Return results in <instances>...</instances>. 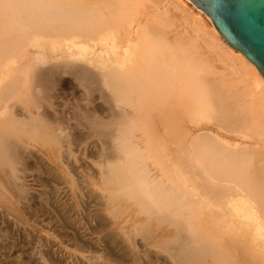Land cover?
<instances>
[{
	"label": "bare ground",
	"instance_id": "6f19581e",
	"mask_svg": "<svg viewBox=\"0 0 264 264\" xmlns=\"http://www.w3.org/2000/svg\"><path fill=\"white\" fill-rule=\"evenodd\" d=\"M89 138L94 205L161 264H264V80L189 1L0 0V173Z\"/></svg>",
	"mask_w": 264,
	"mask_h": 264
},
{
	"label": "rangeland",
	"instance_id": "374dc122",
	"mask_svg": "<svg viewBox=\"0 0 264 264\" xmlns=\"http://www.w3.org/2000/svg\"><path fill=\"white\" fill-rule=\"evenodd\" d=\"M66 90L65 99H61L60 107L64 115L73 109L78 99L84 98L83 93L78 89L71 90L66 87ZM96 139L89 138L84 140L85 142L77 147L75 144H73L74 147L68 144L70 145L69 147H73V150L71 149L72 147L70 150L66 149L67 142L65 140L64 143L66 142V144L65 146L63 144V146L67 155L64 150L63 154L66 157L68 156V159L64 158V155L62 157L59 153L51 152L46 154L44 152H35V150L30 151L32 153L30 156V153H25L27 156L23 154L25 157L20 155L24 160L20 157L18 158L19 160L16 162L18 169L17 167L13 169L5 168L4 172L0 173V264H86L81 260H66L62 253L63 250L86 254V256L91 257V264H149L151 259L153 264L155 262H157L156 264L162 263L165 255L160 250L154 247H143L142 249L140 237L132 234V222L118 218L119 220H113V224L110 222L112 220L110 214L101 205V207H97L100 204V201L98 202L100 194L96 169H98L97 163L101 162L103 158L101 157L102 154L100 156V153H98L99 148H97L99 146L100 148L102 147L100 145L101 142L98 139L96 141ZM93 140H95L94 144L92 143ZM90 141H92L91 144L89 143ZM97 142L100 144L97 145ZM80 171L82 174H80ZM17 173L19 176H16ZM79 174L82 178L78 176ZM60 176H63L61 178L66 180L63 179L64 183L61 179L62 186H60L61 182H59ZM78 178L80 181L83 178L87 180L84 181L83 179L81 181L82 184H78ZM20 182L21 184L25 183L26 186L21 185ZM72 183L74 187L76 186V189H80L82 194V197L81 194L79 195L80 197L75 196L74 198L73 196L72 203L73 205L75 203V207L68 200L58 197L56 192L58 185L69 190ZM87 183H90L89 186ZM15 185L23 186V189L27 187L23 190L25 194H21L22 191H15L13 189ZM66 185L68 188H66ZM79 186L83 189L85 186L88 191L84 189V192ZM82 191L86 194H83ZM95 194H98V196ZM94 196H96V200ZM76 199L78 203H76ZM91 201L94 203L92 204ZM95 203L97 205H94ZM73 208L77 210L74 211ZM125 223L127 224L125 225ZM80 227H84L82 230H85L87 235L84 236L81 233ZM120 237L121 239L123 238L122 244L119 241ZM123 244H126V246ZM130 245L134 246H132L133 251L129 248ZM148 250H151L152 254ZM131 251L135 257L131 255ZM151 255H154L156 260L158 257V260L161 259V261H156L153 256L150 257ZM163 262V264L165 262L167 264L166 260Z\"/></svg>",
	"mask_w": 264,
	"mask_h": 264
},
{
	"label": "water",
	"instance_id": "95a60500",
	"mask_svg": "<svg viewBox=\"0 0 264 264\" xmlns=\"http://www.w3.org/2000/svg\"><path fill=\"white\" fill-rule=\"evenodd\" d=\"M210 19L228 46L240 51L264 80V0H187Z\"/></svg>",
	"mask_w": 264,
	"mask_h": 264
}]
</instances>
